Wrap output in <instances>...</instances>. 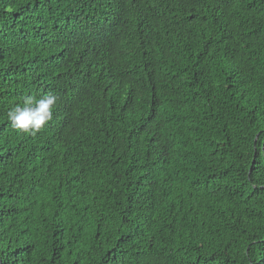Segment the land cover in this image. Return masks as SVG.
I'll use <instances>...</instances> for the list:
<instances>
[{"label": "trees", "instance_id": "16d2710c", "mask_svg": "<svg viewBox=\"0 0 264 264\" xmlns=\"http://www.w3.org/2000/svg\"><path fill=\"white\" fill-rule=\"evenodd\" d=\"M0 264H264V0H0Z\"/></svg>", "mask_w": 264, "mask_h": 264}, {"label": "clouds", "instance_id": "9594fccd", "mask_svg": "<svg viewBox=\"0 0 264 264\" xmlns=\"http://www.w3.org/2000/svg\"><path fill=\"white\" fill-rule=\"evenodd\" d=\"M57 97L51 93L25 96L20 103L11 106L7 118L11 125L23 132H36L52 119Z\"/></svg>", "mask_w": 264, "mask_h": 264}]
</instances>
